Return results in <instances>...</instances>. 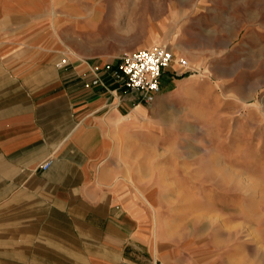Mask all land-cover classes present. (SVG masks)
Listing matches in <instances>:
<instances>
[{"label": "rangeland", "instance_id": "obj_1", "mask_svg": "<svg viewBox=\"0 0 264 264\" xmlns=\"http://www.w3.org/2000/svg\"><path fill=\"white\" fill-rule=\"evenodd\" d=\"M54 19L85 58L174 55L105 158L157 262L264 264V0H56Z\"/></svg>", "mask_w": 264, "mask_h": 264}, {"label": "crops", "instance_id": "obj_2", "mask_svg": "<svg viewBox=\"0 0 264 264\" xmlns=\"http://www.w3.org/2000/svg\"><path fill=\"white\" fill-rule=\"evenodd\" d=\"M55 12L56 0H0V264H169L105 164L145 103L105 69L118 60L62 42ZM94 77L105 86L86 88Z\"/></svg>", "mask_w": 264, "mask_h": 264}, {"label": "built area", "instance_id": "obj_3", "mask_svg": "<svg viewBox=\"0 0 264 264\" xmlns=\"http://www.w3.org/2000/svg\"><path fill=\"white\" fill-rule=\"evenodd\" d=\"M173 61L174 55L171 50L163 46H152L126 52L119 57L115 66L107 64L105 69L110 71L111 78L121 88L138 94L142 102L150 105L161 94L163 74L170 69ZM65 64L66 60H61L57 67H63ZM179 66L187 69L188 63L180 60ZM95 86L105 85L99 77H94L85 84L86 88ZM52 163L53 159H48L40 169L47 170Z\"/></svg>", "mask_w": 264, "mask_h": 264}, {"label": "bare ground", "instance_id": "obj_4", "mask_svg": "<svg viewBox=\"0 0 264 264\" xmlns=\"http://www.w3.org/2000/svg\"><path fill=\"white\" fill-rule=\"evenodd\" d=\"M150 206H151V208H152V210H154L155 211V208L153 207V205L152 204H150ZM155 227V226H154ZM155 230V229H154ZM154 233H155V231H154ZM154 236H155V234H154Z\"/></svg>", "mask_w": 264, "mask_h": 264}]
</instances>
